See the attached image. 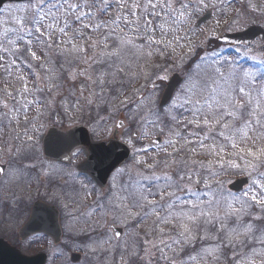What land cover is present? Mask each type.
Segmentation results:
<instances>
[{"label":"snow or ice","instance_id":"snow-or-ice-1","mask_svg":"<svg viewBox=\"0 0 264 264\" xmlns=\"http://www.w3.org/2000/svg\"><path fill=\"white\" fill-rule=\"evenodd\" d=\"M232 7L233 0L0 6V128L15 133L0 137V177L59 178L84 199L95 194L80 215L102 228L86 247L108 257L105 264H264V55L245 52V65L215 50L196 53L190 42L194 20ZM249 7L256 10L251 0ZM185 46L199 62L166 94L167 63L133 70V58L147 63ZM117 137L131 152L122 166ZM100 170L110 179L97 192ZM12 208L24 211L15 196ZM116 215L135 222L129 232L108 227Z\"/></svg>","mask_w":264,"mask_h":264},{"label":"flooded vegetation","instance_id":"flooded-vegetation-1","mask_svg":"<svg viewBox=\"0 0 264 264\" xmlns=\"http://www.w3.org/2000/svg\"><path fill=\"white\" fill-rule=\"evenodd\" d=\"M258 24L261 25L259 20L248 23L242 29H246L250 25ZM84 160L85 157H81V161ZM77 170L78 169H76V171ZM6 180H8L7 177H0V194L2 192V197H0V218H13L15 222L11 227H8V224L0 228V239L5 240V242L18 249L20 253H24L27 256H34V254L40 253L46 254L45 264L91 263V260H89V253L93 252L87 248L86 245L97 238V234L102 231L100 226L94 228V226H96L95 222L85 224L83 222V217L78 213H66L69 212L71 208L68 206L64 210L60 209L58 204H61L62 201H58V203H49L37 198V196L47 195L48 191L42 193L32 191L30 194H24L22 189H20L21 184H26L29 180L27 182L19 180L17 189L15 188L16 181L5 183ZM13 196L18 198L19 207L24 209L22 213H18L12 208ZM7 198H10L11 201ZM38 200L57 208L58 215L47 218L48 221L52 222V225L43 226L40 231L29 229V233H27V231L22 230V227L28 221L27 219L31 214L33 204ZM73 204L79 206L80 199L74 198ZM69 225L71 226V231L69 230ZM90 227L92 229H90ZM108 227L113 230L110 220ZM93 229H95V231H93ZM48 231L53 232L48 233ZM93 254L95 255L93 259L96 264H104L106 256L103 253L97 252Z\"/></svg>","mask_w":264,"mask_h":264},{"label":"rangeland","instance_id":"rangeland-1","mask_svg":"<svg viewBox=\"0 0 264 264\" xmlns=\"http://www.w3.org/2000/svg\"><path fill=\"white\" fill-rule=\"evenodd\" d=\"M251 3L255 5V7H256L255 11H253L249 7V0H246V2H244L243 4L238 3L237 0H233V7L228 12L227 15H224L219 11H213L212 10L213 12H215L214 19L211 22H209L208 24H206L205 27H203V28L201 27L199 29H196V30H194L193 34H190V42H191V45L194 48V50L196 51V49H198L195 46L197 44H199V42H200V46H203V45H205V43L207 42V40L209 38L216 36V34L221 31L220 30L221 26L225 23L226 20H227L226 23H227L229 31H236L237 29H242L248 23L255 22L258 20L261 22L262 25H264V0H251ZM8 5H4V7H7ZM236 10H239V19L238 20H237L238 13ZM217 21H219V23H217ZM194 22H195V20H194ZM202 50L204 52L206 51L205 48L201 47V51ZM215 51L220 52L222 55L227 56L229 59H233V58L238 59L241 63H244L245 65H247L248 63H251V61L245 60L243 57V54L245 52H247L249 56L255 55L257 57L264 55V42L252 44L250 47L245 48V49H241V50L239 49V52L231 50L230 48H225L224 46L218 47ZM225 52H227V53L223 54ZM159 56H160V58H163V59H160V61L156 64L164 65L165 63H167V66L169 68V76H170V74L175 73V72H179L181 75H183V72L185 69H187L189 66L194 67L195 63L199 62L198 59L195 63L192 62L193 60L190 62L189 59L191 57H193L194 54H189V48L187 46H185L183 50H181L180 48H177L174 54L171 52V50H168L163 55L155 54L153 57L148 59L147 63H145L144 59H141L137 62V61H135V58H133V70L138 71L139 68H142L145 72H151V70H153L152 66H153L154 59L156 57H159ZM181 57H183V62L181 61ZM137 63L139 64V68H137ZM139 83L143 84V83H145V81L143 79H141L139 81ZM161 84L162 83L160 82V86H161ZM136 86H139V85H136ZM3 87H5V85L2 82H0V89H2ZM69 122L70 121L67 118H65V123L67 124ZM17 131H19V130H17ZM130 161H131V158L126 160V162H124V164L129 163ZM21 180H23L25 182L28 181L27 179H23V178ZM66 180L67 179H65V181ZM38 182L39 181H37V183ZM17 183H18V181H16V185H15L16 189L18 188ZM34 187H35V181H34V179H32L31 181H29L26 184H21L20 189H22L24 194H30L32 191H34V189H35ZM43 188H47V189L53 188V189L57 190V192H58V191H63L64 189L67 190L68 187H66L65 183L61 182V180L58 178L57 180H55L52 183H48L47 181H45V182L41 183V185L37 186V189H40V191H42ZM106 189H107V187L105 188V190ZM96 191L99 192L102 190H100L98 187H96ZM84 196H85L84 192H82L81 194L78 195V197L80 199V207L77 206V207H75L74 210L70 209V211L66 212V213H74V214L79 213L80 214V211L83 209V207L91 204L92 201L96 198L95 194L88 196L87 199H84ZM55 197H56L55 199L52 198V199H50V201H54V200H57V198H60L59 195H56ZM9 222H10L9 218L1 217L0 218V228L5 226ZM110 223H113L114 225L123 227L124 232L127 233L131 230V227L135 222L132 220H128L127 218H125L123 216L116 215L114 219L110 218ZM98 227H99V225H97V224H96V226H94V228H98ZM90 229H92V228L90 227ZM92 254L93 253L89 254V259L92 257L91 256ZM94 256L95 255H93L92 258H94ZM107 259H108V257H106V260ZM105 262H104V264H105ZM93 264H96L94 259H93Z\"/></svg>","mask_w":264,"mask_h":264},{"label":"water","instance_id":"water-1","mask_svg":"<svg viewBox=\"0 0 264 264\" xmlns=\"http://www.w3.org/2000/svg\"><path fill=\"white\" fill-rule=\"evenodd\" d=\"M6 1L12 2V1H20V0H3V3ZM206 17H208V15ZM259 32L260 31L257 28H251L250 30H247V32L237 33L234 35H226V37L223 40L229 41V42L235 43V44L242 43V42L248 43V42L252 41V39L254 37H256V35H258ZM260 34L262 37L263 33H260ZM180 81H181V78L176 74H175V76L171 77L170 81L166 84V88H165L163 94H166L170 89L177 87V85L180 83ZM114 143H116L117 145H121L117 142H114ZM125 148L126 147H124V145H121V147L116 150V152H117V166L119 164H121V162L129 156V152L127 151V153H126ZM45 154L47 155L46 151H45ZM94 175L98 178H103V186H104L106 179L108 178V176L110 174L107 173L105 170H100V171H97ZM237 182H239V179L237 180ZM98 184L101 185L99 182H98ZM44 211H45L44 209L43 210L41 209V212H44ZM46 215L49 216V214H46ZM47 223L48 222H46L45 224H47ZM5 253H7L9 255L6 256ZM43 260H44L43 257L34 256L32 258H28L25 256H21L16 251L14 252V250L9 251L5 247L0 248V264H44Z\"/></svg>","mask_w":264,"mask_h":264}]
</instances>
